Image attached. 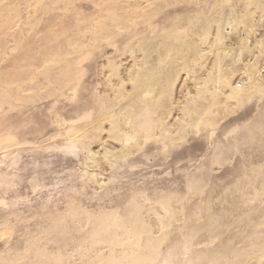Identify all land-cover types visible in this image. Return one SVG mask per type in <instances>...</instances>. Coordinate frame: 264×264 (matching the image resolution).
<instances>
[{
	"label": "rangeland",
	"instance_id": "rangeland-1",
	"mask_svg": "<svg viewBox=\"0 0 264 264\" xmlns=\"http://www.w3.org/2000/svg\"><path fill=\"white\" fill-rule=\"evenodd\" d=\"M0 264H264V0H0Z\"/></svg>",
	"mask_w": 264,
	"mask_h": 264
},
{
	"label": "bare ground",
	"instance_id": "bare-ground-1",
	"mask_svg": "<svg viewBox=\"0 0 264 264\" xmlns=\"http://www.w3.org/2000/svg\"><path fill=\"white\" fill-rule=\"evenodd\" d=\"M240 85V84H239Z\"/></svg>",
	"mask_w": 264,
	"mask_h": 264
}]
</instances>
